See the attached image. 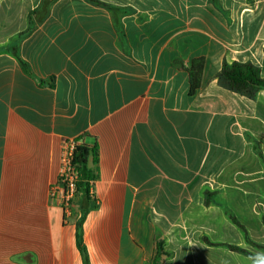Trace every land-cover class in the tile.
Here are the masks:
<instances>
[{
    "label": "crops",
    "instance_id": "obj_1",
    "mask_svg": "<svg viewBox=\"0 0 264 264\" xmlns=\"http://www.w3.org/2000/svg\"><path fill=\"white\" fill-rule=\"evenodd\" d=\"M225 62L264 78V0H0V264H84L51 192L77 144L89 264H264V90Z\"/></svg>",
    "mask_w": 264,
    "mask_h": 264
},
{
    "label": "trees",
    "instance_id": "obj_2",
    "mask_svg": "<svg viewBox=\"0 0 264 264\" xmlns=\"http://www.w3.org/2000/svg\"><path fill=\"white\" fill-rule=\"evenodd\" d=\"M203 66L204 60L202 58L194 60L193 65L190 69L191 94L195 93L200 88ZM24 68L26 69V71H28L27 65H25ZM218 78L219 82L229 90L247 96L250 99H255L258 93L264 90V78H262L260 75V69L249 62H225L218 75ZM255 150L260 155L262 164L264 166V157L259 151L257 144H255ZM90 155H94V161L96 162L97 150L95 148H90L85 144H78L75 146L73 153V162L77 165V170L79 174L77 188L78 190L82 191V194L80 195L82 201V215L77 224V244L82 254L84 264H89V260L87 255V249L83 241L82 225L90 207H95V205L92 204L93 202L91 198V182L95 180L96 176L94 174V170L90 169L88 166V158ZM262 220L264 222V217H262ZM234 222L238 224L235 220ZM246 240L249 244L253 246H260L257 243L253 242L251 239H249V237H246ZM162 247V244L159 242L157 244L156 254L154 255L153 259L146 264H161L160 253L163 250ZM230 248L235 251L249 254L248 252H246V250L237 246H230Z\"/></svg>",
    "mask_w": 264,
    "mask_h": 264
},
{
    "label": "built area",
    "instance_id": "obj_3",
    "mask_svg": "<svg viewBox=\"0 0 264 264\" xmlns=\"http://www.w3.org/2000/svg\"><path fill=\"white\" fill-rule=\"evenodd\" d=\"M75 146H69L62 151L60 173L51 189L52 195L61 200V204L68 214L76 197L82 194V191L77 188L79 174L77 165L73 162Z\"/></svg>",
    "mask_w": 264,
    "mask_h": 264
}]
</instances>
